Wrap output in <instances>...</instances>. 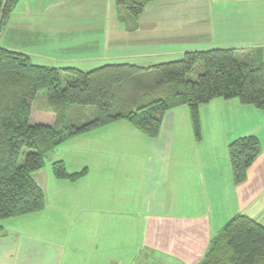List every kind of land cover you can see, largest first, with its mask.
Wrapping results in <instances>:
<instances>
[{
    "label": "crops",
    "instance_id": "crops-1",
    "mask_svg": "<svg viewBox=\"0 0 264 264\" xmlns=\"http://www.w3.org/2000/svg\"><path fill=\"white\" fill-rule=\"evenodd\" d=\"M0 41L58 69L152 67L210 49L258 64L264 0H157L138 17L115 0H19ZM199 114L201 141L181 106L154 139L120 120L55 147L34 173L45 208L0 222V264H198L235 215L264 226V111L218 98ZM249 135L262 151L236 184L228 146ZM59 160L87 174L57 179Z\"/></svg>",
    "mask_w": 264,
    "mask_h": 264
},
{
    "label": "trees",
    "instance_id": "trees-1",
    "mask_svg": "<svg viewBox=\"0 0 264 264\" xmlns=\"http://www.w3.org/2000/svg\"><path fill=\"white\" fill-rule=\"evenodd\" d=\"M115 1L138 17L157 0ZM18 2L0 0V39ZM237 53L235 49L196 50L152 67L123 63L82 71L37 65L29 55L8 50L0 41V222L45 208V194L34 173L46 166L50 151L73 137L126 120L154 139L165 114L187 106L194 137L201 141L203 104L218 98L237 99L264 111V62L250 63ZM199 63L203 71L191 79ZM40 95L55 114L52 124H31L32 103ZM90 106L96 109L93 119L86 112ZM24 149L28 152L21 163ZM261 151L256 135L229 144L236 184L246 181ZM51 169L55 178L71 182L87 174V168L69 172L62 160L53 162ZM198 264H264V226L243 213L235 215L211 239Z\"/></svg>",
    "mask_w": 264,
    "mask_h": 264
},
{
    "label": "rangeland",
    "instance_id": "rangeland-1",
    "mask_svg": "<svg viewBox=\"0 0 264 264\" xmlns=\"http://www.w3.org/2000/svg\"><path fill=\"white\" fill-rule=\"evenodd\" d=\"M125 10V8H124ZM126 11V10H125ZM127 12V11H126ZM203 71L202 64H197L193 72L189 75L191 79H197L198 75ZM65 77L62 80L63 86L66 85ZM88 118L93 119L96 115L95 107L90 106L88 111ZM54 118V113L48 108L47 101L40 95L37 99L33 100L32 103V114H31V124L35 123H46L51 124ZM28 152V149H24L21 155V163L24 161L25 154ZM49 156V155H48ZM51 157H48L46 162L50 161ZM53 164V163H52Z\"/></svg>",
    "mask_w": 264,
    "mask_h": 264
}]
</instances>
